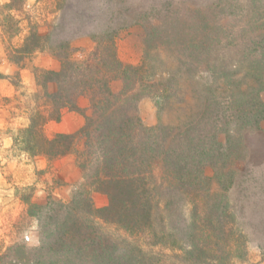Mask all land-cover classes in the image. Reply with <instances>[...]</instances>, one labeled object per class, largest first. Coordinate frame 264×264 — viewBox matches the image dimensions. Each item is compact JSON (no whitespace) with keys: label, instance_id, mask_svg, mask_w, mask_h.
<instances>
[{"label":"rangeland","instance_id":"374dc122","mask_svg":"<svg viewBox=\"0 0 264 264\" xmlns=\"http://www.w3.org/2000/svg\"><path fill=\"white\" fill-rule=\"evenodd\" d=\"M11 2L0 0V258L185 264L216 250L217 262L264 264V0H23L16 21ZM30 43L44 47L19 51ZM99 80L108 90L87 88ZM39 112L50 156L15 143ZM120 168L131 174L119 182L106 173ZM225 204L244 258L218 242ZM202 229L216 233L207 249Z\"/></svg>","mask_w":264,"mask_h":264},{"label":"trees","instance_id":"16d2710c","mask_svg":"<svg viewBox=\"0 0 264 264\" xmlns=\"http://www.w3.org/2000/svg\"><path fill=\"white\" fill-rule=\"evenodd\" d=\"M20 1L22 2L23 0H12L11 3L9 4H5V10H9L10 12L8 13V16L5 17V19L7 18L9 19H13L11 10H18L20 9ZM15 20V18L13 19ZM16 21V20H15ZM38 37L33 36L32 38L36 40L42 39L43 37L40 34H37ZM29 37L26 39L28 40ZM44 39V38H43ZM109 41H111V48H114V42H115V37L113 34H111V39H109ZM42 45L38 44H28V46L25 48V50L20 49L19 51H25L29 54H32L33 52L37 51V49H42ZM58 56L60 57H68V52H65L63 54H58ZM67 58H64V60H66ZM95 83H91L89 85H87V88H97L98 86L101 87H105V89L108 90V85H107V81L106 80H99V81H94ZM40 84V83H39ZM110 97V94L108 95ZM108 101V100H107ZM68 102L66 100H64L63 103H61V107H64ZM43 114L42 113H38L35 116L31 117V124L30 126L20 129V136L15 138V143L18 145H23V150H26L30 153H33L34 155L36 154H44V155H51V153L53 154V151H56V153H58L59 151L55 150L54 148H52V146H50L51 141H49L48 139L45 138L43 131H44V124H45V119L43 118ZM60 137H62L61 135H59ZM30 145V146H29ZM107 175L109 177H111V179H116L118 182L120 181L119 178H122L123 176H129L130 170H127L126 168H120L118 170V174L116 173V175L110 170L109 172H107ZM119 176V178L117 177ZM227 204L224 205L223 209L218 211V221H220L222 223L221 229H219L222 234L219 233L218 230V242L219 244L222 243L224 245L221 244V249H222V253L224 254V252L226 251H230L232 250L233 253L231 255H233V257H245L247 255V243H248V236L246 234V232L238 225L236 224V218L227 212ZM226 210V211H225ZM196 219V217H194ZM200 237L203 240V244H206V249L207 246L209 245L211 247L210 244V240H212L213 236L216 235V233H214L213 230H200ZM213 241V240H212ZM190 247L193 248V245H189ZM235 246V248H234ZM234 248V249H233ZM212 249H214V247H212ZM220 249V250H221ZM215 251L214 250L211 253V256H208L207 253H204L202 255H198L192 253V252H186L188 254V257H185L184 263L185 264H226L225 260L226 258H224V262H217V259L222 256V254H218V257L215 255ZM22 254L23 252L18 250L16 251L14 254H12V260L9 262V264H21V262L19 261V259H22ZM230 254V253H227ZM194 255V256H193ZM225 256V255H223ZM220 259L222 260V258L220 257ZM1 260L3 261V258H0V264H6L7 261H3L1 262Z\"/></svg>","mask_w":264,"mask_h":264}]
</instances>
